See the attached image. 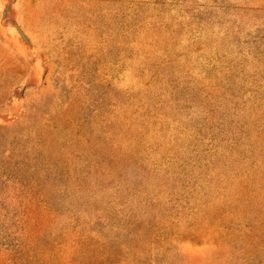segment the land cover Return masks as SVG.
Listing matches in <instances>:
<instances>
[{
	"label": "rangeland",
	"instance_id": "obj_1",
	"mask_svg": "<svg viewBox=\"0 0 264 264\" xmlns=\"http://www.w3.org/2000/svg\"><path fill=\"white\" fill-rule=\"evenodd\" d=\"M0 264H264V0H0Z\"/></svg>",
	"mask_w": 264,
	"mask_h": 264
}]
</instances>
